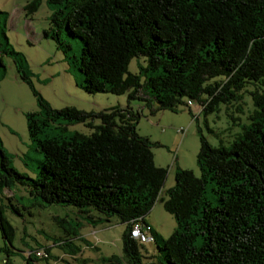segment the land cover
<instances>
[{"label": "trees", "instance_id": "1", "mask_svg": "<svg viewBox=\"0 0 264 264\" xmlns=\"http://www.w3.org/2000/svg\"><path fill=\"white\" fill-rule=\"evenodd\" d=\"M47 2L58 9L43 35L58 44L62 32L81 41L83 90L125 96L126 106L98 112L53 109L16 62L39 108L26 120L42 158L34 180L16 173L1 149L0 168L29 186L43 207L73 206L91 225L116 217L125 228L121 256L112 255L104 264L149 259L142 254L144 244L130 234L138 222L148 230L150 243L158 245V233L145 221L157 202L174 216L176 229L150 259L159 264H264V0ZM36 6L28 4L25 15ZM140 56L146 62L143 79L128 71L130 61ZM243 91L253 110L241 133L228 146L220 141L214 147L199 130V176L179 169L173 186L162 193L167 170L155 165L153 144L137 134L141 107L133 102L172 112L181 105L189 110L191 102L208 114L220 104L240 102ZM94 119L99 125H93ZM59 121L64 129L83 123L94 131L47 136ZM11 182L0 173V191ZM4 209L0 205V231L11 246L16 229L3 217ZM70 240L73 254L68 255L74 256ZM40 250L27 252V261L36 260ZM9 260L8 255L2 264Z\"/></svg>", "mask_w": 264, "mask_h": 264}, {"label": "rangeland", "instance_id": "2", "mask_svg": "<svg viewBox=\"0 0 264 264\" xmlns=\"http://www.w3.org/2000/svg\"><path fill=\"white\" fill-rule=\"evenodd\" d=\"M31 3L37 4L36 11L27 16L24 8ZM57 9L50 6L47 0H0V149L16 173L31 180L36 179L39 173L42 154L28 134L26 114L39 112V108L31 89L20 80L16 62L22 65L34 89L53 109L75 107L85 112H98L125 107L127 102L125 96L91 94L83 90V75L78 66L81 41L62 32V42L58 44L52 37L43 35L50 29L51 15ZM145 68V57L140 56L130 61L128 71L143 79ZM250 88L252 86L247 90ZM133 104L142 108L136 124L137 134L147 137L153 144L154 163L165 166L163 169L167 170V176V166L172 162L176 148L178 158L185 161L184 167L193 168V173L199 176L196 164L199 130L211 146H218L220 141L228 146L235 134L241 133L242 126L248 124L253 110L251 97L245 91L240 102L220 104L208 114L200 112L199 106L193 104L189 110L181 105L175 112L156 110L155 104L151 108L143 103ZM193 117L198 119L192 120ZM61 124L63 122L59 121L47 129V136L68 137L74 132L88 135L94 131L83 123H73L65 129ZM93 125H99V121L94 119ZM187 127L189 131L180 142L177 129ZM0 173L12 181L7 190L0 191V205L5 207L3 217L16 229L11 246L2 238L0 231V264L8 255L10 264H102V257L121 256V234L125 228L116 217L101 223L108 230L98 229L92 234L90 225L81 219L83 214L73 206L43 207L38 203L39 199L30 194L29 186L17 183L1 168ZM173 177L175 172L165 179L162 193L173 186ZM208 196L215 198L211 191ZM146 223L158 233V245H143L142 254L149 259L143 258L142 264H159L157 258L153 260L150 256L159 255L158 246L176 229L175 218L163 209L161 202H157L146 217ZM71 231L96 242L100 250H89L83 241L73 237ZM68 239L74 246H79L74 256L68 255ZM146 240L151 241L149 235ZM63 241L65 245L59 246ZM5 246L9 249L8 254ZM38 249L41 250L40 255L36 253L37 259L27 261L26 253Z\"/></svg>", "mask_w": 264, "mask_h": 264}, {"label": "crops", "instance_id": "3", "mask_svg": "<svg viewBox=\"0 0 264 264\" xmlns=\"http://www.w3.org/2000/svg\"><path fill=\"white\" fill-rule=\"evenodd\" d=\"M142 109V108H141ZM187 129V133H188V131H189V127H187L186 128ZM187 133L185 134V136H183V137H181L180 135H179V137H180V142H182V140L186 137V135H187ZM177 152H178V150H177V148H176V150L173 152V158H172V162H170V164H169V166H167V168H168V176H167V178L166 179H168L170 176H171V174H172V172H175L176 173V171L177 170H179V169H189V170H191L192 172H194V170H193V168H191V167H184L185 166V164H184V160H182V159H179L178 158V155H177ZM156 166H158V167H162V168H164L165 166H162V165H156ZM174 178V177H173ZM172 187V186H171ZM170 187V188H171ZM146 221V220H145ZM146 224H148V223H146ZM90 226V229H91V231H92V234H95V233H97L99 230H101V231H104V230H108V227L107 226H105V225H102V224H99V225H101L100 227H97V225L98 224H89ZM149 225V224H148ZM151 226V225H150ZM99 229V230H98ZM154 229V228H153ZM155 230V229H154ZM156 231V230H155ZM77 237L79 238H81L82 239V241L84 242V244L86 245V246H88L89 247V250H95V251H99L100 250V247L98 246L99 244H95L93 241H88L86 238H84L82 235L81 236H78L77 235ZM77 238V239H78ZM80 239V240H81ZM79 240V239H78ZM151 241H149V243H150ZM150 244H153V243H150ZM96 245V246H95ZM79 249V246H75V248H74V250H75V252L77 251ZM69 253H71V254H73L71 251H69ZM83 256H84V254L81 256L82 258L81 259H83ZM77 257V256H76ZM108 257H110V256H107V257H102L101 258V261H103L104 259H106V258H108ZM92 262V261H91ZM95 262V261H94ZM93 262V263H94ZM100 263V262H99ZM102 264H104L103 262H101Z\"/></svg>", "mask_w": 264, "mask_h": 264}, {"label": "built area", "instance_id": "4", "mask_svg": "<svg viewBox=\"0 0 264 264\" xmlns=\"http://www.w3.org/2000/svg\"><path fill=\"white\" fill-rule=\"evenodd\" d=\"M189 105L191 106L192 103L189 102ZM199 114L200 113H198V115ZM186 133H187V129L185 128L177 129V134H179L181 137L185 136ZM147 232L148 230L145 229V227L141 226L138 222H136L133 224L130 237L135 241H137L138 243L147 244L149 243L148 240H146ZM37 254L40 255V252H37Z\"/></svg>", "mask_w": 264, "mask_h": 264}, {"label": "bare ground", "instance_id": "5", "mask_svg": "<svg viewBox=\"0 0 264 264\" xmlns=\"http://www.w3.org/2000/svg\"><path fill=\"white\" fill-rule=\"evenodd\" d=\"M147 238V237H146Z\"/></svg>", "mask_w": 264, "mask_h": 264}]
</instances>
